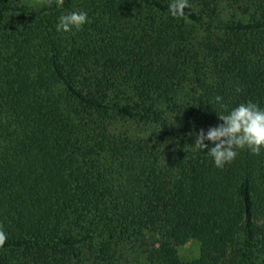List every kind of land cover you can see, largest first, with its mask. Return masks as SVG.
Returning a JSON list of instances; mask_svg holds the SVG:
<instances>
[{
  "label": "trees",
  "instance_id": "obj_1",
  "mask_svg": "<svg viewBox=\"0 0 264 264\" xmlns=\"http://www.w3.org/2000/svg\"><path fill=\"white\" fill-rule=\"evenodd\" d=\"M169 3L0 0V264H264V149L191 135L264 107V0Z\"/></svg>",
  "mask_w": 264,
  "mask_h": 264
},
{
  "label": "clouds",
  "instance_id": "obj_2",
  "mask_svg": "<svg viewBox=\"0 0 264 264\" xmlns=\"http://www.w3.org/2000/svg\"><path fill=\"white\" fill-rule=\"evenodd\" d=\"M189 6L188 0H170L168 13L177 17L183 15L184 9ZM89 22L85 10H72L61 14L55 25L58 32H73L81 30ZM237 93L242 89L237 87ZM221 109L218 123L191 133L195 135L193 146L197 150L207 151L213 165L223 168L231 163L239 154V150L247 149L253 154H259L264 149V107L248 100L229 108L221 96L215 97ZM207 142V143H206ZM6 239L5 231L0 228V244Z\"/></svg>",
  "mask_w": 264,
  "mask_h": 264
},
{
  "label": "rangeland",
  "instance_id": "obj_3",
  "mask_svg": "<svg viewBox=\"0 0 264 264\" xmlns=\"http://www.w3.org/2000/svg\"><path fill=\"white\" fill-rule=\"evenodd\" d=\"M23 2L29 6H37L40 5L43 0H23ZM177 256L184 262L190 261L199 256V247L195 242L191 241L185 246L178 248Z\"/></svg>",
  "mask_w": 264,
  "mask_h": 264
}]
</instances>
